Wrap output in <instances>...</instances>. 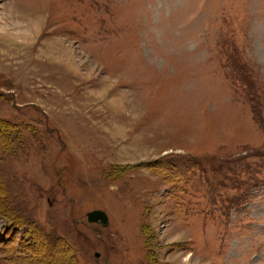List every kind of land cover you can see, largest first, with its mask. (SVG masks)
<instances>
[{"label":"rangeland","instance_id":"1","mask_svg":"<svg viewBox=\"0 0 264 264\" xmlns=\"http://www.w3.org/2000/svg\"><path fill=\"white\" fill-rule=\"evenodd\" d=\"M260 163L264 0H0V264H264Z\"/></svg>","mask_w":264,"mask_h":264},{"label":"trees","instance_id":"2","mask_svg":"<svg viewBox=\"0 0 264 264\" xmlns=\"http://www.w3.org/2000/svg\"><path fill=\"white\" fill-rule=\"evenodd\" d=\"M246 165V169L244 170H241V169H238L236 167L234 168H230V171H231V175H230V180L233 182L234 186H233V189L235 190L236 189V192L240 191V194L238 195H235L233 196L230 200H228V202L230 204H232V202H239L240 198L244 195V192H247L248 191V187L250 185H252L254 182L256 181H259L258 179V176L255 175L253 173L254 170L251 169L250 167V164H244ZM260 166L263 165L264 167V163H260L259 164ZM247 174L249 176H247ZM261 174V173H259ZM226 177L228 178V175H226ZM227 186V185H225ZM234 205H238V203H235ZM12 224V226H20L18 223V220H11L10 222ZM63 241V239H62ZM2 244V243H0ZM4 247V246H3Z\"/></svg>","mask_w":264,"mask_h":264},{"label":"water","instance_id":"3","mask_svg":"<svg viewBox=\"0 0 264 264\" xmlns=\"http://www.w3.org/2000/svg\"><path fill=\"white\" fill-rule=\"evenodd\" d=\"M88 220L90 222H98L102 224L103 226L109 225V217L107 213L100 209H95L88 213ZM97 256H100V254H97Z\"/></svg>","mask_w":264,"mask_h":264}]
</instances>
